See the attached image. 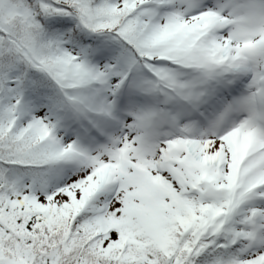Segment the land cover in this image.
Listing matches in <instances>:
<instances>
[{
	"label": "snow or ice",
	"instance_id": "obj_1",
	"mask_svg": "<svg viewBox=\"0 0 264 264\" xmlns=\"http://www.w3.org/2000/svg\"><path fill=\"white\" fill-rule=\"evenodd\" d=\"M0 264H264V0H0Z\"/></svg>",
	"mask_w": 264,
	"mask_h": 264
}]
</instances>
